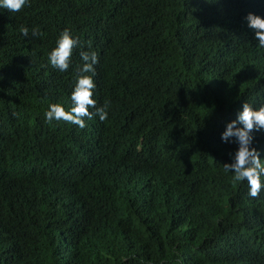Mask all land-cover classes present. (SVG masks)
Instances as JSON below:
<instances>
[{
  "label": "trees",
  "instance_id": "16d2710c",
  "mask_svg": "<svg viewBox=\"0 0 264 264\" xmlns=\"http://www.w3.org/2000/svg\"><path fill=\"white\" fill-rule=\"evenodd\" d=\"M248 13L264 0L0 8V264H264V189L224 171L238 144L221 140L244 103L264 106ZM65 29L79 44L61 72L48 57ZM81 51L109 105L83 129L45 118L73 107Z\"/></svg>",
  "mask_w": 264,
  "mask_h": 264
},
{
  "label": "clouds",
  "instance_id": "9594fccd",
  "mask_svg": "<svg viewBox=\"0 0 264 264\" xmlns=\"http://www.w3.org/2000/svg\"><path fill=\"white\" fill-rule=\"evenodd\" d=\"M28 3V0H0V8L7 9L10 12H19ZM247 26L254 31V38L258 41V47L264 48V18L253 13H248L245 17ZM20 32L27 37L29 29L21 27ZM38 30H33L32 35H37ZM79 44L78 39H74L70 32L65 29L59 36L56 47L49 54V62L52 67L61 72L68 70L72 58L73 49ZM80 57L83 61L79 69V75L73 91L71 100L73 107L66 111L60 104H50L45 113L47 121H64L77 125L81 129L86 127L85 117L89 120L98 116L103 122L108 117L109 105L106 102L102 107H97V102L93 99L94 89L96 87L92 76L87 73L95 74L94 65L98 63L97 54L81 51ZM95 109V111H90ZM240 124L242 127H238ZM264 130V106L253 110L248 103L242 105V111L237 119L226 124L225 130L221 134V140L230 142L233 138L238 144V149L231 163H224L225 172H232L233 179L237 182L247 181L249 186L248 195L257 198L262 189H264V160L256 148L251 147L254 131Z\"/></svg>",
  "mask_w": 264,
  "mask_h": 264
}]
</instances>
